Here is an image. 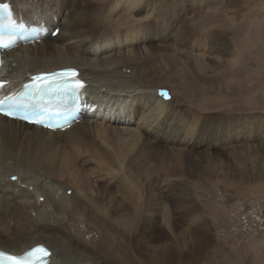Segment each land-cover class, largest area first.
Segmentation results:
<instances>
[{
  "label": "bare ground",
  "instance_id": "6f19581e",
  "mask_svg": "<svg viewBox=\"0 0 264 264\" xmlns=\"http://www.w3.org/2000/svg\"><path fill=\"white\" fill-rule=\"evenodd\" d=\"M0 2L9 5L16 21L44 31L35 41L1 52L4 85L14 89L31 74L75 67L85 102L96 108L60 130L0 116V249L21 254L41 243L51 250L49 264H148L143 251L146 258L138 259L126 245L117 247L123 235L125 241L131 237L128 230L141 211L140 178L150 179V189L154 184L180 189L188 179L175 148L184 142L198 154L213 145L210 131L197 139L199 120L184 111L182 103L191 97L175 86L164 97L161 87L175 76L191 87L209 83L223 64L231 71L227 43L210 31L201 39L194 23L218 7L231 13L226 8L232 0ZM263 125L262 116L250 125L238 115L218 121L216 128L224 131L226 143L249 131L261 138ZM190 157L187 161H195ZM88 183L97 191L104 188L109 204L89 196ZM149 199L153 196L147 197L152 205ZM157 204L143 214L166 224L164 207ZM87 227L98 237L86 234Z\"/></svg>",
  "mask_w": 264,
  "mask_h": 264
},
{
  "label": "rangeland",
  "instance_id": "374dc122",
  "mask_svg": "<svg viewBox=\"0 0 264 264\" xmlns=\"http://www.w3.org/2000/svg\"><path fill=\"white\" fill-rule=\"evenodd\" d=\"M226 9L231 13L218 7L200 14L194 28L202 33L201 39L209 31L222 37L231 52V71L223 64L216 67L209 83L191 87L186 79L175 76L161 87L164 97L175 86L182 96L191 97L190 102L198 99L191 107L186 106L190 102L182 105L185 112L197 116H192L196 123L199 120L197 139L210 131L213 145L198 154L190 153V145L184 142L175 148L174 158L183 164L181 172L188 179L182 188L175 187L178 190L157 188L154 183L150 189V179L140 178L142 213L128 230L131 237L125 241L123 235L117 247L126 245L138 259L151 260L148 264H264V136L255 138L249 131L245 138L233 137L224 143V131L216 128L218 121L238 115L247 117L250 125L264 117V0H232ZM238 126H233V134ZM189 156L195 161H187ZM85 188L89 196L101 197L109 204L104 188L97 191L90 183ZM152 196L155 201L149 199V205L164 207L166 224H157L143 214L150 208L147 197ZM88 231L99 235L87 227L85 233ZM151 249H155L153 253ZM142 251L146 257L139 254ZM146 252L155 256L148 257ZM100 263L104 264L103 260Z\"/></svg>",
  "mask_w": 264,
  "mask_h": 264
},
{
  "label": "snow or ice",
  "instance_id": "6c2138e0",
  "mask_svg": "<svg viewBox=\"0 0 264 264\" xmlns=\"http://www.w3.org/2000/svg\"><path fill=\"white\" fill-rule=\"evenodd\" d=\"M0 7H6V5H0ZM80 86H83L82 82H79ZM0 103H3V101H0ZM3 255V254H0Z\"/></svg>",
  "mask_w": 264,
  "mask_h": 264
}]
</instances>
